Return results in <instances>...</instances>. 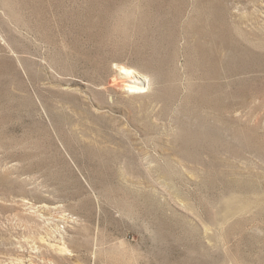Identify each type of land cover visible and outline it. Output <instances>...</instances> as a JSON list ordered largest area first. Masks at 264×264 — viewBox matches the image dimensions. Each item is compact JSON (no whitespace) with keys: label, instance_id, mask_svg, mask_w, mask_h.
Masks as SVG:
<instances>
[{"label":"rangeland","instance_id":"1","mask_svg":"<svg viewBox=\"0 0 264 264\" xmlns=\"http://www.w3.org/2000/svg\"><path fill=\"white\" fill-rule=\"evenodd\" d=\"M0 264H264V0H0Z\"/></svg>","mask_w":264,"mask_h":264},{"label":"bare ground","instance_id":"2","mask_svg":"<svg viewBox=\"0 0 264 264\" xmlns=\"http://www.w3.org/2000/svg\"><path fill=\"white\" fill-rule=\"evenodd\" d=\"M119 68H120V71L119 72H128L129 71L127 69V67H125L123 65H120ZM123 77L124 78L115 77L114 84L117 85V86H121V87H123L125 85L126 86V89L128 91H134V90H137V89H140L141 88V84L140 83L136 82L135 80H129L128 74H126ZM64 248H65V245H64L63 249Z\"/></svg>","mask_w":264,"mask_h":264}]
</instances>
